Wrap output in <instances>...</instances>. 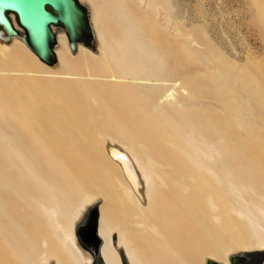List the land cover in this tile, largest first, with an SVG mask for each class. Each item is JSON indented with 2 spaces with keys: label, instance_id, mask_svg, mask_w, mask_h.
<instances>
[{
  "label": "bare ground",
  "instance_id": "obj_1",
  "mask_svg": "<svg viewBox=\"0 0 264 264\" xmlns=\"http://www.w3.org/2000/svg\"><path fill=\"white\" fill-rule=\"evenodd\" d=\"M79 1L92 45L71 53L53 27L55 65L19 36L0 41V66L18 67L4 115L0 102V124L11 126L0 132V264H94L73 227L97 201L104 264H232L264 254V151L255 147L264 145L256 134L264 97L254 76L228 60L193 58L182 42L183 57H164L168 0ZM63 53L73 65L58 73ZM49 235L53 246L41 250Z\"/></svg>",
  "mask_w": 264,
  "mask_h": 264
},
{
  "label": "rangeland",
  "instance_id": "obj_2",
  "mask_svg": "<svg viewBox=\"0 0 264 264\" xmlns=\"http://www.w3.org/2000/svg\"><path fill=\"white\" fill-rule=\"evenodd\" d=\"M140 1V5L143 6L147 0ZM168 1L171 9V21L166 25L168 28H172L171 31L173 34L170 37L172 45L169 49H166L163 52L164 57H169V60L183 57V52H181L179 46V43L182 42L190 49L191 57L200 58L203 62L205 60L204 58L211 60L213 57V62H227L228 60V63L231 65L240 64L244 68L242 71L246 70L254 76L257 92L264 97V0ZM162 17L163 10L160 9L158 11V18ZM185 36L188 37L186 40ZM156 40L157 44L161 42L160 37ZM222 56L224 57L223 60ZM0 59H5V57L3 58L1 56ZM67 59V54L63 53L60 66L55 68L58 69V71L54 70L58 73H62L66 71L67 68H72L73 64H69ZM17 68L18 67H15L13 64L0 66V102L2 99H5V103L1 105V115L6 114V109L10 107L9 97L12 93L17 91L15 89L16 85L14 81L10 78V73H13L12 70ZM32 68L39 71L45 70L44 68L37 66H33ZM1 70L3 71L1 72ZM74 72L85 73L86 71L79 68L75 69ZM6 73H8L9 76ZM14 76L18 77V81H21L25 88L32 91L34 90L32 86L20 78V75L15 73ZM56 79L60 81L64 80V78L61 77ZM66 80L71 81L72 79L68 78ZM172 82V80L170 81L167 79L160 83H162V87L165 89L168 88ZM179 82V80H176L175 84H178ZM101 95L107 96L106 93H101ZM6 98H8L7 101ZM1 122H3V120H1ZM256 123V132H258L256 134L259 138H264L263 112L258 111L256 113ZM9 127H11L9 124L6 126L0 124V132H6L4 134L9 136ZM255 147L256 152L258 151L259 153H262V151H264V145L261 148L257 146ZM243 161L245 163L248 162L245 159ZM99 203H101V201H97V205ZM47 239V245H40L41 250L53 246L51 244L53 241L55 242L54 235L47 236ZM241 257H245L248 260L254 258L253 260L256 261L252 262V264H263L262 261H264V254H244L239 256L238 259L241 260ZM259 258H262V261L257 263L259 262Z\"/></svg>",
  "mask_w": 264,
  "mask_h": 264
},
{
  "label": "water",
  "instance_id": "obj_3",
  "mask_svg": "<svg viewBox=\"0 0 264 264\" xmlns=\"http://www.w3.org/2000/svg\"><path fill=\"white\" fill-rule=\"evenodd\" d=\"M10 14L23 30L20 35ZM53 27L65 32L71 52L76 51L77 43L92 45L89 9L79 0H0V41L8 42L19 36L40 61L50 66L57 62ZM97 206L95 202L88 207L82 219L74 224L73 233L78 244L93 255L94 264H104L98 255L101 239L98 237ZM124 264H127L125 260Z\"/></svg>",
  "mask_w": 264,
  "mask_h": 264
},
{
  "label": "flooded vegetation",
  "instance_id": "obj_4",
  "mask_svg": "<svg viewBox=\"0 0 264 264\" xmlns=\"http://www.w3.org/2000/svg\"><path fill=\"white\" fill-rule=\"evenodd\" d=\"M253 259L252 260H248L245 257H243V258L241 257V260H239L238 258H236V259H234L232 261V264H252V262L256 261V260H253ZM256 259H258V258H256ZM261 261H262V258H259V262H257V263H260Z\"/></svg>",
  "mask_w": 264,
  "mask_h": 264
}]
</instances>
